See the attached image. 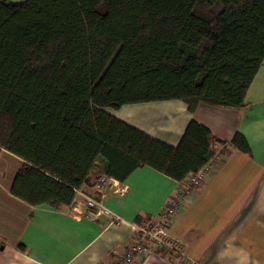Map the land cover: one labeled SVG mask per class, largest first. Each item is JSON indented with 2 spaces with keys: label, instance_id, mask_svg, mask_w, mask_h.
<instances>
[{
  "label": "trees",
  "instance_id": "trees-1",
  "mask_svg": "<svg viewBox=\"0 0 264 264\" xmlns=\"http://www.w3.org/2000/svg\"><path fill=\"white\" fill-rule=\"evenodd\" d=\"M263 63L264 0H0V152L23 159L13 194L69 208L145 161L183 181L227 142L190 119L171 145L107 109L242 108ZM229 144L251 154L240 132Z\"/></svg>",
  "mask_w": 264,
  "mask_h": 264
},
{
  "label": "crops",
  "instance_id": "crops-1",
  "mask_svg": "<svg viewBox=\"0 0 264 264\" xmlns=\"http://www.w3.org/2000/svg\"><path fill=\"white\" fill-rule=\"evenodd\" d=\"M245 106L200 103L194 111L178 99L125 104L116 117L176 145L190 119L227 143L214 156L203 184L183 201L168 231L183 244L136 257L133 264H264V63L244 90ZM109 111V109H107ZM112 110V109H111ZM242 133L251 154L229 144ZM23 159L0 152V264H112L134 241L135 218L153 217L167 205L178 181L145 163L101 197L111 214L89 218L84 192L69 208L32 205L12 185ZM89 196H99L97 187Z\"/></svg>",
  "mask_w": 264,
  "mask_h": 264
},
{
  "label": "built area",
  "instance_id": "built-area-1",
  "mask_svg": "<svg viewBox=\"0 0 264 264\" xmlns=\"http://www.w3.org/2000/svg\"><path fill=\"white\" fill-rule=\"evenodd\" d=\"M214 160L215 157L211 158L198 172L178 182L170 201L158 213L153 217L145 218L141 223H136L133 243L121 251L112 264H133L136 257L164 250L183 256L182 242L169 233L168 227L173 215L181 209L183 201L203 184ZM116 186L117 182L114 178L106 175L100 177L96 184L100 197L85 195L88 203L85 213L89 218L94 220L99 215L105 214L112 222L119 220V217L108 212L101 199L105 192L117 191Z\"/></svg>",
  "mask_w": 264,
  "mask_h": 264
},
{
  "label": "rangeland",
  "instance_id": "rangeland-1",
  "mask_svg": "<svg viewBox=\"0 0 264 264\" xmlns=\"http://www.w3.org/2000/svg\"><path fill=\"white\" fill-rule=\"evenodd\" d=\"M109 113H111V114H113V115H115L113 112H114V110L112 109H109V111H108ZM117 112H119L118 110H117ZM116 116V115H115Z\"/></svg>",
  "mask_w": 264,
  "mask_h": 264
}]
</instances>
